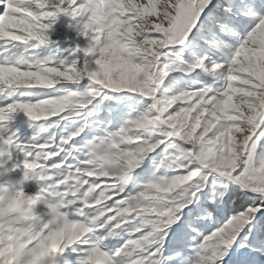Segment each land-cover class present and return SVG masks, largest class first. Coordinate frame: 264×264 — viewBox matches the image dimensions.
<instances>
[{
	"label": "snow or ice",
	"instance_id": "snow-or-ice-1",
	"mask_svg": "<svg viewBox=\"0 0 264 264\" xmlns=\"http://www.w3.org/2000/svg\"><path fill=\"white\" fill-rule=\"evenodd\" d=\"M0 264H264V0H0Z\"/></svg>",
	"mask_w": 264,
	"mask_h": 264
}]
</instances>
